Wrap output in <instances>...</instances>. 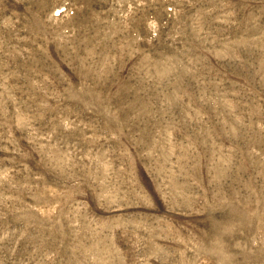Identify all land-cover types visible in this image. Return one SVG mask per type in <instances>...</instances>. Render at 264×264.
Here are the masks:
<instances>
[{"label":"rangeland","instance_id":"1","mask_svg":"<svg viewBox=\"0 0 264 264\" xmlns=\"http://www.w3.org/2000/svg\"><path fill=\"white\" fill-rule=\"evenodd\" d=\"M0 264H264V0H0Z\"/></svg>","mask_w":264,"mask_h":264}]
</instances>
